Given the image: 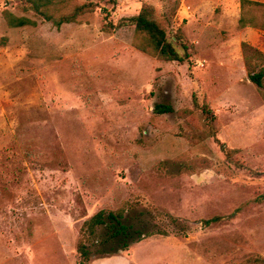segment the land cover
Returning <instances> with one entry per match:
<instances>
[{
  "label": "rangeland",
  "instance_id": "1",
  "mask_svg": "<svg viewBox=\"0 0 264 264\" xmlns=\"http://www.w3.org/2000/svg\"><path fill=\"white\" fill-rule=\"evenodd\" d=\"M104 1L115 24L154 6L191 62L139 51L134 26L105 32L101 9L57 29L25 0H0V264H77L83 223L127 203L149 229L179 234L90 264L264 258V102L241 48L264 52V32L239 28L242 0ZM5 11L36 25L10 28ZM196 158L211 168L180 173Z\"/></svg>",
  "mask_w": 264,
  "mask_h": 264
},
{
  "label": "trees",
  "instance_id": "2",
  "mask_svg": "<svg viewBox=\"0 0 264 264\" xmlns=\"http://www.w3.org/2000/svg\"><path fill=\"white\" fill-rule=\"evenodd\" d=\"M104 0H25V10L31 11L41 17L45 22L51 23L57 29L64 24L78 23L79 19L87 14L94 13L101 9L104 14V31L112 32L124 26H134L135 33L132 41L133 47L139 51L156 57L166 62H177L179 64H190L191 53L189 47L182 37L181 32L175 36V41L167 36V27L171 22L167 18H158L154 6L143 4L140 12L132 17L122 18L118 24L111 19V11L101 3ZM112 6V11L117 6L116 0H107ZM106 4V3H105ZM106 4V5H107ZM105 5V6H106ZM4 18L10 28H21L35 26L36 22L27 17H17L5 11ZM239 28H252L264 32V3L252 0L241 1V17ZM244 66L249 81L257 87L264 102V52L249 43L241 45ZM198 105L197 102L194 103ZM204 114H211L210 120L214 117L210 109L205 106ZM158 114L174 112L171 106L157 105ZM220 150L230 158L237 150L227 149L219 141ZM180 173L193 174L197 170L210 169L212 163L207 158L180 159ZM264 200V198H263ZM260 202V201H258ZM146 212H135L129 203L116 211L100 210L82 225L80 238L77 245L79 260L77 264H90L94 257H110L129 251L131 246L138 244L156 235L169 237L176 233L174 230L149 229V222L137 221V218L144 216ZM171 226H177L178 219L170 218ZM221 217H214L203 221L204 226L217 223ZM185 231V230H184ZM180 231L187 236V231ZM241 264H264V258L254 256Z\"/></svg>",
  "mask_w": 264,
  "mask_h": 264
},
{
  "label": "crops",
  "instance_id": "3",
  "mask_svg": "<svg viewBox=\"0 0 264 264\" xmlns=\"http://www.w3.org/2000/svg\"><path fill=\"white\" fill-rule=\"evenodd\" d=\"M249 29V30H252V28H246V30ZM102 262H106L105 260H103ZM100 264H105V263H100ZM108 264V263H107Z\"/></svg>",
  "mask_w": 264,
  "mask_h": 264
}]
</instances>
